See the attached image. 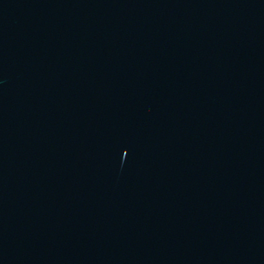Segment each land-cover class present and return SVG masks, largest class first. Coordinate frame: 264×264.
I'll return each instance as SVG.
<instances>
[{
    "label": "water",
    "instance_id": "95a60500",
    "mask_svg": "<svg viewBox=\"0 0 264 264\" xmlns=\"http://www.w3.org/2000/svg\"><path fill=\"white\" fill-rule=\"evenodd\" d=\"M0 264H264V0H0Z\"/></svg>",
    "mask_w": 264,
    "mask_h": 264
}]
</instances>
